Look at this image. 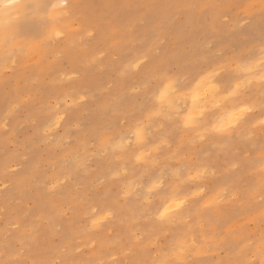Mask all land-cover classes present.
I'll use <instances>...</instances> for the list:
<instances>
[{"label":"rangeland","instance_id":"obj_1","mask_svg":"<svg viewBox=\"0 0 264 264\" xmlns=\"http://www.w3.org/2000/svg\"><path fill=\"white\" fill-rule=\"evenodd\" d=\"M64 3L70 7L63 21L57 22L62 38L55 37L56 31L38 32L10 56L0 50V261L19 259L31 264L46 251L59 250L69 264L101 260L151 264L173 235L187 233L189 242L195 236L203 245L192 260L219 264L255 257L259 264L264 177L256 161L264 155V131L256 120L254 127L231 139L196 148L189 145L183 152L189 137L173 133L174 141L164 146L160 156L161 166L191 163L185 153L198 151L209 172L202 185L207 194L178 225L161 223L154 212L145 213L143 198L125 197L124 182L115 171L123 172L125 160L112 156L111 149L102 151L92 133L98 126L122 122L125 112L140 113L139 89L153 60L163 59L183 79L190 67L212 53L228 58L259 43L264 33L260 14L264 0ZM177 3L223 7L190 18L166 7ZM146 4L159 7H138ZM154 16L163 20V26L155 30L150 22ZM145 56L147 64L139 70L131 67L137 57ZM65 95H74L78 105L72 106L69 99L57 109L56 97L63 100ZM134 163L133 157L128 163L129 182L142 174V170L131 174ZM117 197L116 216L103 221L102 227H93V210L111 205ZM162 199L156 196L152 204ZM204 233L209 234L207 238ZM205 239L212 245L210 251Z\"/></svg>","mask_w":264,"mask_h":264},{"label":"snow or ice","instance_id":"obj_2","mask_svg":"<svg viewBox=\"0 0 264 264\" xmlns=\"http://www.w3.org/2000/svg\"><path fill=\"white\" fill-rule=\"evenodd\" d=\"M69 7L67 3L56 4L49 0H0V50L10 56L17 46L23 47L28 42L30 33L27 29L30 26L47 27L50 23H56L69 14ZM138 7L159 6L146 4ZM166 7L176 9L180 15L195 18L208 9L223 6L177 3ZM231 7L247 9L256 6ZM260 14L264 17V3L260 6ZM150 22L154 26L153 30L163 26V20L159 16H154ZM54 35L62 38L63 34L56 31ZM148 62L147 56L143 60L137 57L131 67L139 70ZM139 91L143 98L140 113L125 112L122 122L118 120L98 126L92 133L93 141L100 144L102 151L111 149L112 156L125 160L123 172L119 169L115 171L117 177L124 182L122 191L126 198H143L147 201L145 213L154 212L161 223L178 225L186 215L193 213L192 205L199 204L207 194L202 185L209 178L208 166L200 162L198 151H190L185 153V159L191 158V163L162 167L160 156L164 152V146L174 141L173 133L189 137L181 152L189 145L196 148L198 144L205 142L228 140L245 128L254 127L253 120L264 131V33L259 43H251L238 55L224 58L223 53L210 54L203 63L198 62L190 67L183 79L180 74L168 68L163 59H155ZM69 99L72 100V106L78 105L74 95H65L63 100L57 96V109ZM83 99L81 97V101ZM168 150L171 151L170 146ZM133 157L136 163L133 164L131 174L135 176L141 170L142 174L129 182L128 163ZM256 163L261 165L260 175L264 177V155ZM133 184L135 187H131ZM260 191L264 193V183H261ZM160 195L163 196L162 201L153 205L152 199ZM261 203L264 204V195L261 196ZM119 210V197L111 205L94 209L90 217L92 226L102 227V222L114 218ZM100 213L104 215L100 216ZM97 216L100 218L96 219ZM208 235L204 233L206 238ZM204 243L210 251L212 245L208 244L207 239ZM202 246L195 236L189 242L187 233L173 235L172 242L151 264H202L191 259L192 255L200 254L199 248ZM258 254L259 264H264V235L261 237ZM0 264H28V261L10 259L0 261ZM31 264L69 262L57 250L51 254L46 251L43 258H34ZM98 264H105V261L101 260ZM113 264L116 262L113 261ZM132 264L149 262L134 261ZM219 264H256V259L221 260Z\"/></svg>","mask_w":264,"mask_h":264},{"label":"bare ground","instance_id":"obj_3","mask_svg":"<svg viewBox=\"0 0 264 264\" xmlns=\"http://www.w3.org/2000/svg\"><path fill=\"white\" fill-rule=\"evenodd\" d=\"M50 3H56V4H61V3H64L65 0H49ZM63 21L62 18H60L57 22H61ZM56 23H50L47 27H41L39 25H32L30 26L27 31L30 33V34H35V33H38V32H41V33H49V32H53V31H58V28H59V25ZM28 48V47H27ZM56 120H59V119H56Z\"/></svg>","mask_w":264,"mask_h":264}]
</instances>
